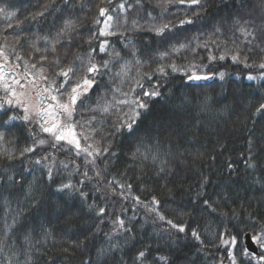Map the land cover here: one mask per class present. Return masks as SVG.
Instances as JSON below:
<instances>
[{"label": "trees", "instance_id": "trees-1", "mask_svg": "<svg viewBox=\"0 0 264 264\" xmlns=\"http://www.w3.org/2000/svg\"><path fill=\"white\" fill-rule=\"evenodd\" d=\"M121 3L125 4L123 11L118 8ZM100 7L110 9L109 14L118 18L119 23L114 20L111 29L116 35L100 39H107L108 52L118 51L120 57L110 65L111 71L101 69L97 85L74 118L96 117L91 124L96 131L90 140L81 139L82 146L92 144L110 150L87 157L85 153L76 155L75 149L69 150L64 142L56 148L49 142L21 156L34 140L47 138V134L37 123H4L9 116H22V108L5 105L0 109V264H87L89 260L91 264H139L134 258L145 247L150 249L145 264H165L155 259L158 255L168 257L169 264H216L219 258L230 263L228 248L218 251L219 236L225 233L226 239L238 232L240 248L236 255L242 264H248L240 257L244 235L258 234L264 227V116H252L264 95V77L248 80L249 74L259 76L262 70L245 68L243 63L233 62L231 56L239 51L242 60L247 56L249 65L264 61V52L260 51L264 48L261 0H245L242 5L236 0H204L203 8H189L175 0H0V48L7 57L5 60L0 56V63L13 77L21 74L25 83L32 79L28 73H36L41 67L52 79V73L58 70L51 63L54 58H61L63 67L77 55L87 58L91 48L96 49L94 62L102 64L110 56L99 52V40H94L91 47L88 44L91 33L99 30L93 20ZM37 12L44 14L33 20ZM186 17L192 23L179 25L178 21ZM233 17H238L241 25L249 21L247 27L256 34L251 44L238 31ZM65 19L77 25L71 34L72 43L64 37L53 52L51 42ZM169 22L174 27L162 35L152 30ZM216 27L221 31L216 32ZM44 36L49 38L47 43L40 39ZM206 42L207 47H203ZM180 44L187 47L179 48ZM173 47L179 51L174 52ZM160 53L168 55L161 58ZM210 55L216 59L210 61ZM221 55L225 59L220 60ZM42 56L47 60L42 61ZM137 58L144 63L136 65ZM126 61L131 62V71L121 83L114 73ZM173 63L185 70L172 72L167 65ZM193 64L199 66L198 75L210 78L189 80V66ZM75 66L79 67V61ZM159 66H165L167 75L155 73L145 87L158 84L161 96L145 98L149 111L142 114L133 132L126 128L116 131L115 125L123 115L118 109L126 112V106H117L106 114L88 111L99 97L111 99L113 86L127 92L138 76L154 72ZM220 72L225 73L223 79ZM56 80L59 83L61 78ZM37 87L47 84L39 81ZM136 91L139 94L140 90ZM3 95L0 91V100ZM123 98L116 94V99ZM250 137L255 170L245 163ZM153 154L158 157L155 161ZM9 155L13 159L9 160ZM37 159H41L40 164L35 163ZM85 159H94V165H86ZM229 163L232 169L227 167ZM45 165L52 168L51 180ZM85 171L91 180L84 178ZM65 183L87 195L81 197L75 190L57 191ZM137 196L143 203L136 201ZM153 196L159 205L152 203ZM205 199L216 208L215 212L204 206ZM89 204L95 207L90 210ZM100 207L107 211L97 216ZM153 207L166 219L186 224V232L177 233L160 221L157 213L150 211ZM117 218L132 231L113 233L110 239L105 234L113 232ZM193 228L203 243L191 236ZM81 241L85 243L81 245ZM112 244L118 247L102 259L97 257L98 248Z\"/></svg>", "mask_w": 264, "mask_h": 264}, {"label": "snow or ice", "instance_id": "snow-or-ice-1", "mask_svg": "<svg viewBox=\"0 0 264 264\" xmlns=\"http://www.w3.org/2000/svg\"><path fill=\"white\" fill-rule=\"evenodd\" d=\"M110 2L111 0H109V3ZM137 2H139V0H137ZM175 2L181 5L187 4L189 8H191L192 6L203 8L204 4V0H175ZM236 2L238 5H242L245 0H236ZM261 5L264 6V0H261ZM47 7L48 6L46 5L45 8ZM127 7L131 8L132 5L129 4L127 5ZM118 8L120 11H123L125 9V4L121 3L120 5H118ZM0 11H3V9H0ZM111 11H115V9ZM109 12L110 9L108 8H99L98 17L93 20V24L99 26V30L98 32H92L88 40V44L90 47L94 40H99V52L105 53L110 56V59L104 60L102 64H97L94 62L93 54L95 53L96 49L91 48L87 58L77 55L73 58V61H70L66 66L63 67H61V58H54L51 63L58 70L52 73V79H49V76L45 74L46 70L41 67L36 73H28V75L31 76L32 79L27 80L26 83L22 82L21 74H17L15 77H9L5 74L3 68L0 67V91H2L4 94L2 100H0V109H4L5 105L12 106L13 108L23 109L22 116H9L8 120L4 121V123L7 124L10 120H22L28 123H37L39 125L40 131L47 134V138H39L34 140L33 146L26 147L23 152L20 153L21 156H23L24 153L32 152L36 145L43 146L45 144H48L49 142H51V146L53 148H56L61 142H64L67 146H69V150L75 149L76 155L85 153L87 157H98L101 156L103 153L109 152V147H93L92 144H85L82 146L81 144V139H83L84 141L90 140L92 138L91 133H94L96 131L94 128L91 127L92 122L96 120L95 116H91L87 120H76L74 118L78 108L84 103V99L89 94V91L97 85L96 76L101 73V69H103L105 72L111 71L110 65L114 61H117L120 57V52L118 51L113 50L111 53L108 52V49L106 47L108 45L107 39H100L101 37L116 35V33L111 31V29L113 28V21L117 20V23H119V21L118 18L114 17L113 15H110ZM43 14V12H37L32 16V19L35 20L37 16H42ZM7 15L12 16L14 14L7 13ZM149 15H151V13H149ZM194 15H197V13H194ZM233 22L234 24L239 25L238 31L244 36L245 41L251 44L252 41L256 38V34L255 30H250L247 27L249 21L245 20L243 25H241L240 19L238 17H233ZM20 23L21 22H18L17 26H19ZM191 23L192 20L187 17L178 21L179 25ZM133 24L136 25V22L133 21ZM7 27L10 28L12 27V25L8 24ZM172 27H174V25L169 22L162 24L161 26L152 30L156 33V35L159 36L164 34L166 30H170ZM76 28L77 25L75 21H73L72 19H65L63 21L62 27L56 34V39L51 42L52 51L55 52L56 45L60 43L61 39L64 37H67L69 44H71V34L76 31ZM261 30L262 32H264V25H262ZM215 31L220 32L221 28L216 27ZM120 35H123V33H120ZM249 37H251L252 39H249ZM18 39L19 37H17V40ZM40 39H43L46 43L49 41V38L47 36L41 37ZM212 43L215 44L216 41L213 40ZM125 46L127 47V45ZM202 46L207 47V42ZM217 46L219 47V45ZM185 47H187V45L185 44L179 45V48ZM257 47L259 46L257 45ZM179 48L173 47L172 50L176 52L179 51ZM36 50L40 51V49ZM251 50L252 49L250 48L249 51ZM193 51H195V49H193ZM260 51L264 52V48H260ZM132 55L134 57L136 56L135 51H133ZM167 55L168 53H160L161 58ZM0 56H4L5 60L7 59L3 48H0ZM19 58L20 57H17V59ZM208 59L211 61L216 59V57L210 55ZM219 59L223 60L225 59V56L221 55ZM231 59L233 60V62L243 63L245 68L258 67L262 70L259 73V76H253L249 74L247 76L248 80H257L260 77H264V61L260 62L258 65H249L247 63V56H245L242 60L241 53L239 51L233 54L231 56ZM41 60H47V57L42 56ZM77 61H79V67L75 66V63ZM135 63L139 66L142 65L144 62L137 58L135 60ZM35 67L36 65L33 64L32 68ZM167 67L170 68L172 72L185 70L177 66L175 63L167 65ZM197 67L199 66L194 64L189 66L190 70L192 71V74L188 76L189 80H207L210 78V76L208 75H198L196 72ZM130 71L131 62L126 61L125 63L120 64L119 69L114 73V76L120 78L121 83H123L125 78L129 76ZM155 73H159L162 76L167 75L165 66H159L154 70V72H145L142 75L138 76V78L135 79L134 83L127 92H122L119 87L113 86L111 89L113 93L112 98L106 99L104 97H99L95 105L90 106L88 108V111H99L101 113L106 114L109 113L110 109L117 108V106H126L128 109L126 112L123 111L122 108L118 109L123 113V115L120 119V123L115 125L116 131L119 132L122 128H126L128 129L129 133L133 132L135 130V127L138 126V122L140 121L142 114L149 111L148 100L161 96L158 84L152 85L150 88L145 87V84L152 80ZM218 75L220 79H223L225 73L220 72ZM56 78H61L59 83H57ZM39 81L45 82L47 84V87L38 88L37 85ZM137 89L140 90L139 94H137ZM116 94H119L124 98L116 99ZM145 98H148V100H146ZM251 103L252 101H249V105ZM249 105H246V107H248ZM252 116H264V95L260 97V102L258 103V106L255 107V110L252 112ZM2 138L3 133H0V139ZM248 145L249 155L245 163L248 168L255 170L256 164L254 162L253 153L251 151L253 146V140L251 139V137L249 138ZM138 151L139 148H137V152ZM112 155H115V153H112ZM133 156H135V153H133ZM144 158H148L147 153H145ZM157 158V155H152L153 161H155ZM8 159L11 160L13 159V157L9 155ZM35 163L40 164L41 159H37ZM94 163V159H85L86 165H94ZM45 167H47L48 178L51 180L53 177L52 168L47 165H45ZM65 167H67V165H65ZM227 167L229 169H232L233 164L229 163ZM160 171L162 172L163 168H161ZM96 175L99 176L100 173L97 172ZM83 176L87 180L92 179V177L88 176L87 171L83 173ZM8 179L11 181L12 177H9ZM109 183L112 182L110 181ZM127 188L131 190L132 185H127ZM66 189L70 191H79L81 197H85L87 195L83 191H80L79 189L75 188V186L71 183L59 185L57 191H64ZM121 195H123V193H121ZM199 195L203 196V193L201 192L199 193ZM135 199L138 203H143L142 201H140V197L137 196L135 197ZM152 203L155 205H159L160 201L155 196H153ZM203 204L212 212L216 211V208L212 206L209 200L205 199L203 201ZM94 207V204L88 205V208L90 210ZM106 211L107 210L104 207H100L97 212V216H102L103 214H105ZM150 211L157 213V218L160 221H165L171 227V229H175L177 233L186 232V224H178L171 219H166V217L163 214L159 213L158 209L155 207L150 208ZM113 225V232L105 234L110 239L112 238L113 233H118L120 231H132L131 228L125 227V221L123 219L117 218L115 221H113ZM6 227L10 228L12 227V225H8ZM97 230H99V225L97 226ZM191 236L196 241H200L201 243H203V241H201V237L197 229L193 228L191 230ZM238 236L239 232L237 233V235H230L227 239L224 238L225 233H220L219 236L220 244H231L234 246V248H229L226 250L227 258L230 261V264H242V260H238V256L236 255V251H238L240 248ZM85 240H87V237H85ZM251 240L258 246L261 252L257 253L251 251L247 247H244L243 250L240 251V257L243 260H247L248 264H251L252 261H255L256 264H264V227L261 228L258 234H253L251 236ZM84 243L85 241L80 242L81 245H83ZM117 247L118 245L112 244L109 248H98L96 253L97 257L102 259L108 252L115 250ZM0 251H3L2 245H0ZM65 251L67 252L68 250L65 249ZM198 251H200V249H198ZM149 252L150 249L148 247H145L144 250H141L136 254L134 260L139 262V264H145ZM155 259L158 261H163L165 262V264H169V258L166 256L158 255L157 257H155ZM87 264H91V260H89ZM193 264H195L194 261Z\"/></svg>", "mask_w": 264, "mask_h": 264}, {"label": "water", "instance_id": "water-1", "mask_svg": "<svg viewBox=\"0 0 264 264\" xmlns=\"http://www.w3.org/2000/svg\"><path fill=\"white\" fill-rule=\"evenodd\" d=\"M227 239V238H226ZM229 244L227 245H219L218 251H225L228 248ZM244 247L249 248L251 251L258 253V246L251 240V236L249 234L244 235ZM216 264H230L227 260L219 258Z\"/></svg>", "mask_w": 264, "mask_h": 264}, {"label": "rangeland", "instance_id": "rangeland-1", "mask_svg": "<svg viewBox=\"0 0 264 264\" xmlns=\"http://www.w3.org/2000/svg\"><path fill=\"white\" fill-rule=\"evenodd\" d=\"M0 67L3 68V71L5 72L6 75H8L9 77H13L12 74L9 72V70L5 66H3L1 63H0ZM229 248H233V245L229 244L228 249Z\"/></svg>", "mask_w": 264, "mask_h": 264}]
</instances>
